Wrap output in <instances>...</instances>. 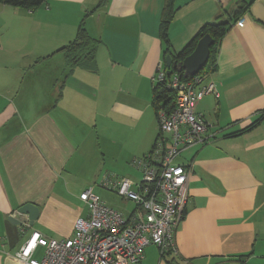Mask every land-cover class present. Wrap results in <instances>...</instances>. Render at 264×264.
I'll return each mask as SVG.
<instances>
[{
	"label": "crops",
	"instance_id": "1",
	"mask_svg": "<svg viewBox=\"0 0 264 264\" xmlns=\"http://www.w3.org/2000/svg\"><path fill=\"white\" fill-rule=\"evenodd\" d=\"M98 3L48 0L32 12L0 2V264H25L15 253L34 232L71 237L76 220L89 214L80 195L94 192L88 188L93 181L105 189L109 177L136 189L141 171L132 162L155 145L152 97L157 67L165 65L159 36L165 0H109L96 9ZM175 5L173 55L224 11L246 10L222 39L215 71L206 75L218 97L206 95L196 108L211 124L207 141L176 159L192 169L177 252L162 255L149 245L140 264H264V0ZM86 15L88 31L102 42L96 71L76 68L66 76L59 51L75 39ZM97 133L106 135L104 146ZM90 159L100 162L90 168ZM26 203L40 210L33 225L18 214Z\"/></svg>",
	"mask_w": 264,
	"mask_h": 264
},
{
	"label": "built area",
	"instance_id": "2",
	"mask_svg": "<svg viewBox=\"0 0 264 264\" xmlns=\"http://www.w3.org/2000/svg\"><path fill=\"white\" fill-rule=\"evenodd\" d=\"M166 79L164 63L159 64L155 83ZM200 73L181 80L176 74L168 87L176 91L175 108L157 110L159 133L151 152L132 165L143 180L136 189L126 181L113 182L106 177L103 186H114L116 193L135 203L130 217L110 207L93 188L80 195L87 217L78 218L74 233L66 239L45 238L34 232L15 257L25 264H140L144 249L157 246L162 253L177 252L176 231L184 219L188 203L191 166L176 162L182 150L204 144L211 124L196 110L199 100L218 92L214 83H206ZM39 247L42 259L35 258Z\"/></svg>",
	"mask_w": 264,
	"mask_h": 264
},
{
	"label": "trees",
	"instance_id": "3",
	"mask_svg": "<svg viewBox=\"0 0 264 264\" xmlns=\"http://www.w3.org/2000/svg\"><path fill=\"white\" fill-rule=\"evenodd\" d=\"M47 1L48 0H0V2H3L7 5L32 12L37 10ZM108 2L109 0H99L96 9L105 6ZM245 7L246 6H239V8L234 13H228L224 11L216 18L215 21L204 25L197 36L192 39L190 44L181 53L173 55L169 39V28L177 14L178 8L175 5V0H165L160 18L159 36L165 47L164 57L166 79L163 83L156 84L153 89L152 104L155 108L156 114L159 108H168L169 110H173L175 108L176 91L168 87L171 78L176 74L181 78V80H188L192 78L186 77L184 72H178L174 64L182 62L186 57L191 55L196 49L198 41L205 35H210L214 43L210 47L209 60L200 74L207 75L215 71L217 67L218 52L221 41L234 25V23L241 18L243 12L246 10ZM89 16L90 15H86L82 20L75 39L59 51L63 53L66 59L68 67L66 76L72 74L76 68H84L93 72L96 71L97 51L102 42L100 39H96L95 37L91 36L86 27V21ZM169 55L172 57V65L170 67L166 63V58ZM260 121L261 119H258L257 121L253 122L251 125L243 129L240 134L257 127ZM185 215L186 209L184 212V217ZM171 253L172 251L168 252L167 254ZM165 254L166 253H163L162 255Z\"/></svg>",
	"mask_w": 264,
	"mask_h": 264
},
{
	"label": "water",
	"instance_id": "4",
	"mask_svg": "<svg viewBox=\"0 0 264 264\" xmlns=\"http://www.w3.org/2000/svg\"><path fill=\"white\" fill-rule=\"evenodd\" d=\"M214 41L210 35L202 37L196 46L194 52L186 57L182 62L174 64L178 72H184L186 77H192L198 75L206 66L209 56L210 47ZM166 63L170 67L172 65V57L169 55L166 58ZM39 207L34 203H26L18 210V214L23 218L27 217L30 224L33 225L39 218ZM13 224H21L20 219L10 217L9 219Z\"/></svg>",
	"mask_w": 264,
	"mask_h": 264
},
{
	"label": "rangeland",
	"instance_id": "5",
	"mask_svg": "<svg viewBox=\"0 0 264 264\" xmlns=\"http://www.w3.org/2000/svg\"><path fill=\"white\" fill-rule=\"evenodd\" d=\"M156 118H157V126H158V117H157V114H156ZM158 131H159V126H158ZM97 135L100 136L101 140L104 141V143L101 142L102 146H104L105 143H107V137L106 135L104 134H100V133H97ZM86 149V148H84ZM108 164H112L114 161L111 157H109V159L106 160ZM100 161L97 160V159H90L89 161V167L92 168V167H95ZM85 172L87 173H91V170L86 167L84 169ZM141 173V172H140ZM95 180V179H94ZM137 182H141L143 180V175L142 173L138 175L137 177ZM96 181H93L89 186H94V193L96 195H98L99 197H101L103 200H105L110 206L114 207L115 209H117L118 211L124 213V214H127L128 212L132 211V209L134 207H136L135 203L131 202V201H128V200H125L123 198H121L115 191V189H104L100 186H98V184L96 185ZM82 208H84L85 210H88V207L87 205H85L84 203L82 204ZM38 226H34L33 228H37ZM31 230V229H29ZM26 243V242H25ZM44 250L45 248L43 247H40L39 251L37 252L36 254V258L37 259H42L43 255H44Z\"/></svg>",
	"mask_w": 264,
	"mask_h": 264
}]
</instances>
